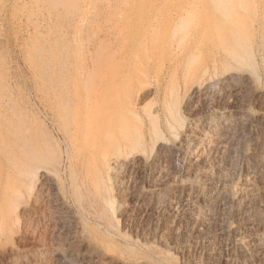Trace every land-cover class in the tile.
I'll list each match as a JSON object with an SVG mask.
<instances>
[{"label": "rangeland", "instance_id": "rangeland-1", "mask_svg": "<svg viewBox=\"0 0 264 264\" xmlns=\"http://www.w3.org/2000/svg\"><path fill=\"white\" fill-rule=\"evenodd\" d=\"M46 1L47 0H44V1L43 0H37V1L36 0H0V85H2L0 87L2 88V90L5 89V92L8 91L6 93V95H7V98L9 97L8 100L11 102V104L13 101V104H12L13 108L18 106L17 107L18 109L14 108L15 110H13L14 113L16 112V114H14L16 116L12 121L13 123L10 120H8L7 123H6V121H4L3 123H2V121H0L1 122L0 124L2 125L0 127V133H1L0 137L2 136L3 139L5 138L6 140H9V141L14 140V138H12V137L18 135V133L20 134V132L16 131V128H15V127H21L19 125H27L31 129L33 128L32 133L34 130V133L31 134V137H30V135L26 136V135H24L25 133L24 134L22 133V136H21L22 138L20 140L24 141V142L23 143L21 142L22 143L21 145H20V142L18 140H15V141L11 142L10 145L8 144L5 146L2 144L3 142L0 143L1 144L0 147L3 145L1 150H0V264H121L122 262H123L122 264H125L124 262H126V264L127 263H129V264H131V263L132 264H140V262H141V264H147V262H148V264H150V263L151 264L152 263L153 264H155V263L166 264L167 261H170V262H167L168 264H264V257H263V254L260 252L259 249L257 250V248L251 247L250 250L246 251L247 253H249L248 255H244V253H246V252L238 251L239 249L237 248L236 244L233 242H235L236 238L241 239L242 237H244L245 234H243V233L247 232L245 227H243L244 218H245L244 215H246V213L244 210H242L243 207H241V208L239 207V209L237 207L233 208V206H231V203L227 201L228 198H224L225 200L223 199V201H225V202H223L221 200V198L219 197L220 195L218 194V191L220 193V190L224 186L227 190H232L233 188L235 189L237 182L239 183V181L246 175V173H249L252 171V169L254 167L253 164H255V161H254L255 159L252 160L251 157H249V155L253 152L254 149L257 148L258 144H259L258 147L260 145L262 146V144L264 145V143H263L264 142V137H263L264 136V133H263L264 122L262 121L263 122L262 123L261 121H257L255 118H248L245 116V119H243L244 116L242 117V115H245L248 110L252 111L254 116L258 113V111H264V109H262V108H264V105H262V103H263L262 101H264V97L263 98L260 97L261 98L260 99L258 96L259 92H257V91L264 90V67H262V66H264L263 65L264 63H262V62H264L263 61L264 60V58H263L264 57V45L262 47V42H264L263 41L264 40L263 39L264 38V36H263V33H264V10H263L264 9V0H257V3H256L257 14L252 19L253 23L249 22V24H248V29L251 28L249 30L250 42L252 44V45L250 44V47L252 48V52H253V53H251V55L252 54L254 55V57L252 56V59L254 58L252 60V61H254L252 66L257 64L256 67L254 66L253 68L251 67L249 69L250 70L252 69L251 71L256 76L257 80L255 79V81H257L256 84H257L258 90L256 91V88L251 87L249 84H248L249 86L248 85H242L238 81H235V84H234V82H230L229 84L226 83V85L222 83L223 86L228 87V88H224L221 85H218V86H220V87H218L216 85V87L214 86V88H210L209 90L207 89L208 91L207 90L204 91L201 94L203 96L197 95L199 98L197 96H196V98H198V99H196V98L190 99L188 96L186 97V95H188L186 93V90L189 89L191 86H193V84L194 85L199 84V83L203 84L206 81L210 80V79H208V77L211 78L212 80H216L218 77L222 76L223 74L234 72L235 71L234 68H237V67L231 65L227 60L225 61L224 59H222L220 57V55H218L217 53L214 54V52H204L203 54L198 55L197 59L194 60V62H192V68L190 69L191 71L183 70V68H179V70H177L176 72L171 73L168 71V67H169L168 62L170 61L168 58L170 57V59H171V51L170 50L165 51L164 54L162 55V57L158 58L159 60L157 59L153 63H150L151 69L148 66V72H147L148 78L146 79V82L147 83L149 82L148 83L149 86H148L147 90L144 92L145 94H143L142 106H144L145 103L151 104V107L149 105L148 107H150V108H148V107L147 108H148V110L153 109L152 112L155 111V108H156V110L159 109L158 110L159 111L158 112L159 113V117H158L159 121L157 123V129L156 130H157V134H158L163 129V131H161V132L164 135L161 132L160 133H161V136L162 135H163V137L165 136L164 138L168 141L167 143L170 144L169 151H168V149H166L163 151V153H165V154L161 153L160 156H158V158L155 157V159H150L151 161L149 160L148 164L144 166L145 168H147V166H148L147 169H144V167L139 168L136 166H133V168L131 167L128 170L122 169L121 170L122 172L121 171L119 172L120 176H119V174L117 175V178L121 179V183H119L120 180L115 178V180L113 182H111V184L108 183L106 185L107 187L105 186V188H103V190L101 189V191H99V195H98V192L96 193L97 190L95 191V187L93 186V183L90 184V182H92V181L87 175V171L85 169V164L82 161L83 157H81L79 154L77 156L78 150L76 149V147L74 148L72 141L68 137V133L66 132V129L64 128L60 118L57 117V114L54 111L53 94L49 91V88L47 85H43L44 79H43V77H41L42 73L40 72V69L38 68V66H39L38 62H40L38 60L39 59L38 57H40L39 55L42 53L43 57H45V59L48 61V63H50V61H52L51 62V64L53 63L52 65H56L55 62H59V61H61V63L62 62L65 63V64H66V62L72 63L73 67H76L75 70H77V71L74 70V73L76 72L75 76L76 77H78V76L83 77V75H84L86 77L87 76L86 73H87L88 69H90V67L88 65L91 66V63L89 60V59H91L90 53H92L99 46H100V48H104V49L107 46L106 45L104 47L105 44H103V42H100V41H103L106 39L107 33L105 31L107 29V32H108L109 26H110V24H109L110 20L109 19H111V15H109V14H111V11H110L111 7L108 6V5H110L109 2L113 3V2H117L118 0H112V2H111V0H103V2L101 0H97L96 6L92 7L93 9L92 8L90 9V6L88 8L89 11H92L91 15H93V14L95 15V16L93 15L94 17L91 16L87 11L84 13L85 10L83 11V10H81L82 9L81 8L80 10L83 12H81V11L77 12V14H76V16L78 15L77 17L74 16L75 17L74 19L68 20V21L66 19L64 21V19H63L61 22H59V20L57 18H55L56 14H53V16H52V14H49V11L46 9V6H47ZM92 1L96 2L95 0H92ZM99 1H100V3H99ZM107 1H108V3H107ZM124 1L125 2L129 1L132 3L133 2H144V1L145 2H151V0H124ZM152 1H155V0H152ZM158 1H160V0H157L156 2H158ZM162 1L163 0H161L159 3H161ZM35 3H36V5H35ZM33 5H35V7ZM31 6H32V8H31ZM42 6H44V7H42ZM30 8H31V10H30ZM36 8H37V10H36ZM94 8H96V10ZM106 8L109 11H106ZM28 10H30V12ZM93 10H95V12H93ZM100 10H102L104 12H100ZM258 10H259V12H258ZM35 11L38 14L34 15ZM39 11H40V13H39ZM32 12L34 14H32ZM108 12H109V14H108ZM41 13H42V15H41ZM105 13L109 15V18H107L108 15H107V17L105 16L108 20L107 22H106V18L104 17V15H106ZM84 14H86V16H87L86 20H87V22L89 21L88 23L83 22V21H85V15ZM96 14H98V15H96ZM83 15H84V20L82 21ZM157 15L161 16V15H163V13L159 14V12H158ZM36 16L38 17V19L36 18ZM79 16H81V17L79 18ZM47 17L50 18L51 20L48 19ZM97 17L99 20L97 19ZM26 18H27V20H26ZM39 18H40V20H39ZM91 18H92V20H91ZM75 19L76 20L78 19V21H76ZM95 19H96V21H95ZM30 20H31V22H30ZM26 21H28V22H26ZM81 21H82V23H80ZM104 21H105V23H104ZM58 22L62 23V24L64 22V24H63L64 26H62V24L58 25L59 24ZM66 22H68L67 23L68 26L71 24L70 25L71 27L69 26L71 29L69 27H67ZM71 22H73V23H71ZM76 22H78V23L76 24ZM31 23L32 24L37 23V25L35 24L33 26ZM84 23H85V25H84ZM74 24H76L75 27H74ZM108 24H109V26H108ZM261 24H263V25H261ZM38 25H42V26L38 27ZM78 25H79V27H78ZM36 26L38 28H41V29L40 30L36 29L37 28ZM101 26H103V27H101ZM104 26H105V28H104ZM249 26H251V27L249 28ZM253 26H254V28H253ZM60 27H63L64 29L63 30H62V28L58 29ZM261 27L263 30L261 29ZM33 28L36 29V30H34V31H36L35 33L33 31ZM45 29H47V30H45ZM87 30H89V31H87ZM102 30H104V32H102ZM50 31H52V33ZM55 31H56V33H55ZM64 31H66V33L68 32L69 34H66ZM50 33L52 34L53 37L51 36ZM54 33H55V35H54ZM46 34H47V36H42V35H46ZM78 34H82V35H78ZM35 35L37 37H35ZM62 35H64V36L62 37ZM68 35H70V36H68ZM77 36L81 37V38L79 39ZM39 37H41V38L38 39ZM56 38H57V40H56ZM61 39H63V40H61ZM100 39H102V40H100ZM53 41H54V43H53ZM36 42H39V43H36ZM253 43L255 45H253ZM34 44H36V45H34ZM38 44H40V45H38ZM52 45H53V47H52ZM40 46H42V47H40ZM63 46L65 47L64 48L65 51L61 50L63 48ZM79 46H81V48ZM82 46H84V47H82ZM36 47H37V49H36ZM58 47L60 49H57ZM251 48H250V50H251ZM258 48H260V49H258ZM81 49H82V51H81ZM262 49H263V51H262ZM77 50L80 51L79 54L77 53ZM51 51H52V54H51ZM67 51H68V53L66 54ZM37 52H38V54H37ZM57 52H58V54H57ZM62 52H64V54ZM254 52L256 53V55ZM76 53H77V55H76ZM45 54H46V56H45ZM61 54H63L62 55L63 57L59 56ZM82 54H83V56H81ZM73 55H74V57H73ZM214 55L216 58L214 57ZM60 57L63 60L60 59ZM255 57H256V59H255ZM51 58L53 60H50ZM65 58H66V60H65ZM75 61H77V62H75ZM161 62H162V64H161ZM63 63H62V66H63ZM197 63H199V64H197ZM78 64H79V66H77ZM211 64H212V66H211ZM207 67H209V68H207ZM77 68H80V70H78ZM218 68H219V70H218ZM254 68L255 69L257 68L256 69L257 71L256 70L253 71ZM82 69L86 70V71L82 72L81 71ZM185 71H187V73ZM215 71H216V73H215ZM160 72H161V74H160ZM183 72H184V74H183ZM205 72L208 75H205ZM257 73H259V74H257ZM186 74H187L186 79H188V80L185 79ZM257 75L260 78H258ZM203 76H205V77H203ZM215 76H216V78H215ZM78 78H80V77H78ZM258 79L259 80L261 79L260 83H259ZM40 82H41V84H40ZM188 82H189V84H188ZM236 82H237V84H236ZM258 83L260 84V86L258 85ZM185 84H187V86H186V88L188 87L187 89L184 88ZM3 85L5 87H3ZM232 85H233V87H232ZM173 86L176 88L177 91H175V89H173L174 88ZM246 86H247L246 90L243 89V87L245 88ZM6 87H7V89H6ZM217 87L219 88V93H217L218 92ZM234 87H236V88H234ZM248 87L251 89H249ZM215 88H216V90H215ZM154 89L155 90L157 89L156 92L154 91ZM168 89L171 90L170 93H172L173 95L169 93ZM172 89L174 90V93H173ZM178 89H179V92H178ZM223 90H224V92H223ZM248 90H250V91L248 92ZM210 91H211V93H209ZM238 92L242 93V95H240V93H239V95H237V97H235L236 99L233 98L236 94H238ZM251 92H252V94H251ZM148 93H150V94H148ZM175 93H177L179 96L181 95L180 98L175 97L176 102L179 101L178 104L173 100ZM146 94L148 97L145 96ZM152 94L154 97L152 96ZM177 94L175 96H178ZM209 94L210 95L212 94V95L210 96ZM223 94H224V96H223ZM166 95H167V98H166ZM171 95H172V98L170 99ZM221 95H222V97H221ZM10 96H12L11 99H10ZM149 96H151V97H149ZM218 96L221 98H219ZM231 96H233V97H231ZM255 97L257 100L255 99ZM147 98H149L151 101L149 100L147 102V100H148ZM167 99H168V101H167ZM199 99L201 102L199 101ZM204 100H206V101H204ZM248 100L251 102H249ZM184 101L186 104L184 103ZM224 101H225V103H224ZM166 102H168V103H166ZM173 102H175L177 105H179L178 107L176 105L175 110L178 108L177 110L179 112L177 110L176 111L179 113V117H181V120L184 122L186 121L185 123L183 122V124H185V126H193L194 124L200 125V126L198 125L199 131L197 132L198 134L196 133L197 135L194 134L195 135L194 136L191 132L189 133L190 140H191V136H192V140H191L192 142H189L188 147H180L179 148L178 145H175L177 143V139L172 137L170 135L169 131H167V129H166V122L167 121L165 119H166V114L168 112L166 107L168 108V107L172 106V108H173L174 106L171 105V104H173ZM243 102H244V104H243ZM252 102L253 103L255 102V106H253ZM195 103H196V105H195ZM189 104H190V106H189ZM228 104H229V106H228ZM242 104H243V107H242ZM152 105L154 107L155 106L156 107L154 108ZM224 105H225V107H223ZM240 105L242 108H244L246 106L245 109H242V111H240L241 110ZM258 105L260 106L259 108H258ZM207 106H208V108H207ZM213 106H215V107H213ZM19 107H21V108H19ZM228 107H229V110H227ZM186 108H187V110L189 108V110L188 111L186 110V112H185ZM16 109H17V111H16ZM18 110H19V113H17ZM182 112L185 114V116L182 114ZM194 113L196 115H194ZM238 113L240 114V116L238 115ZM20 114L23 116L22 119L20 118L21 117ZM192 114H193V116H191ZM209 114H211V115H209ZM216 114H217V116H216ZM211 116L216 117V119L214 117H211ZM219 117H220V119H219ZM16 118H19V119H16ZM223 118H225V119H223ZM20 119H21L22 123H23V121H27V120L28 121L26 123L24 122L23 124L22 123L20 124V122H21V121L19 122ZM199 120L200 121L202 120L201 121L202 125L200 124ZM222 120H225V122ZM29 121H31V123ZM254 121L258 124H256ZM205 122H207L208 125H205L206 124ZM250 122H252V125L254 123V125L253 126L250 125ZM4 123H5V125H4ZM220 123H222V124H220ZM7 124H8V126H7ZM15 124H17V125H15ZM216 124L217 125L219 124L221 126L217 127ZM229 125H230V127H229ZM258 126H260L261 128H259ZM7 127H8V129H10L9 127H11V128L14 127V128H12V130L10 132V130H8V129L6 130ZM158 127L161 130H159ZM251 127H253V128H251ZM4 128H5V130H4ZM204 129H206V130H204ZM4 131H6V132H4ZM145 132H146L145 137L147 138L148 132H149V127L146 128ZM10 133H12V134L10 135ZM13 133H15V135ZM160 133H159V136H160ZM35 134L37 135L38 138L35 137ZM199 134L202 137L199 138ZM32 135H33V137H32ZM206 135H208V136H206ZM223 136H225L226 139L223 138ZM24 137H26V138H24ZM28 137H30V138H28ZM251 137L253 140L251 139ZM261 137H263V138H261ZM27 138H28V140L30 139L31 141L32 140H35V141L29 142V141H27ZM32 138H34V139H32ZM196 138H198V140L200 139L199 142ZM219 138H221V139L218 141ZM259 138H261L263 140L261 141V139H259ZM22 139H24V140H22ZM224 139H225V141H224ZM249 140H252V142H250ZM26 141H27V144L25 146L27 148L23 145L26 143ZM204 141H207L208 144H210V146L206 145L207 142H204ZM222 141L225 142L223 148H221V150L223 149V151L218 149V147L222 143H224ZM227 141L229 143H227ZM200 142L204 148L203 151H202L203 148L201 147ZM220 142H221V144H220ZM254 142H256V143H254ZM13 143H15V144H13ZM28 143H30L31 145L33 144L32 145L33 150L30 147L31 145ZM213 143L215 144L214 147L212 146V145H214ZM217 143H219V144H217ZM260 143H262V144H260ZM17 144L20 146H17ZM38 144L40 145V148L35 149V147L36 148L39 147ZM227 144H228V146H226ZM14 145L16 146V148ZM37 145H38V147H37ZM194 145L196 148H194ZM251 145H253V146H251ZM172 146H173V148H172ZM216 146H217V148H216ZM254 146H256V147H254ZM20 147L23 150L25 149L24 150L25 152ZM72 147L75 150H73ZM174 147L176 150L174 149ZM253 147H254V149H253ZM47 148H48V152H47ZM210 148L212 149V151H210L208 153L207 151L211 150ZM227 148H228V150L226 151L227 152L226 153L225 150ZM19 149H21V150H19ZM29 149H31V150H29ZM172 149H173V152H172ZM194 149L197 152H195ZM250 149H251V151H250ZM148 150H151V149H148ZM183 150L184 151L186 150V151L184 152ZM190 150H193L195 153L193 151L190 152ZM27 151H28V154H27ZM74 151H75V154H73ZM151 151H149L148 154H150V155L153 154L152 153L153 151L152 152ZM213 151H215V152H213ZM17 152H19V154ZM204 152L208 154V157H205L207 155ZM222 152H223V155H221ZM182 153H184L183 154L184 156L182 155ZM197 153H199V155ZM39 154H40V157H39ZM180 154L182 156H180ZM200 154L205 158V159H203V158L202 159L206 160V161H204V163H203V161H200L201 165L200 164H198V165L201 166V168L198 165L197 166L195 165L196 167H194V169L196 172L194 174L197 173L196 174L197 176H194V178H189V175H187L190 173V172H188L189 168H190L189 162L186 161L187 159H185V161H182V160H184L182 158H185V155H186V158H188L190 155H192L193 157H197V156H200ZM224 154H225V157H224ZM244 154H246L247 156H245ZM22 155H23V157H22ZM70 156H71V159H70ZM5 157L7 159H5ZM68 157H69V159H68ZM74 157H75V159H74ZM23 158H24V160H23ZM36 158L39 159L40 161L39 160L37 161ZM43 158H45V159H43ZM50 158L56 162H57V160L60 161V164L58 162V165L59 166L61 165L59 168H56L54 170L55 167H54V165L52 166V170L56 171V173L53 172L50 168L51 166L49 165V163L50 164L54 163V162H51L52 160ZM244 158L246 159V161ZM9 159H10V161H9ZM13 159H14V162H13ZM41 159L43 161L47 159L46 160L47 165ZM77 161H78V163H77ZM12 162H13V165H12ZM24 163H26V165ZM69 163H70V165H69ZM16 164L18 165L17 167H16ZM149 164H151V166ZM247 164H248V166H247ZM250 165H251V168H250ZM26 166H28L29 168ZM41 166L44 167L45 169L47 167H48V169L50 168L49 170H51L54 175L50 174L51 172L50 173H44L45 174L44 175L42 170H41L42 171V173H41V171L39 169ZM245 166L248 168H246ZM13 167L16 169L14 170ZM24 167H25V169H24ZM18 168H21L22 170H20L18 172V170H19ZM141 168H143V170H141ZM196 168L197 169L199 168L200 171H199V169L196 170ZM244 168L246 170L248 169L247 172ZM23 169L26 172L27 171L28 172L23 173V171H24ZM32 169H33V171H32ZM41 169H43V168H41ZM57 169L59 170V174H58ZM126 171H128V172H126ZM179 171H180V174H179ZM33 172H34V174H33ZM69 172H72V174ZM77 172H79V173H77ZM80 172H82L83 175ZM129 172H130V174H129ZM237 172H239V173L237 174ZM242 172H245V173H243V175H242ZM19 173H20V175H19ZM73 173L76 175H74ZM85 173H86V175H84ZM28 174H30V175H28ZM36 174H38V175H36ZM56 174H58V178H56L57 177V176H55ZM228 174L231 176V178ZM232 174H233V177H232ZM33 175H35V177ZM69 175L71 176V178H69L70 177ZM234 175H236V177ZM31 176L34 180L32 178L30 179ZM50 176H51V178H53V179L56 178V179L53 180L50 178ZM86 176H87V178H86ZM192 177H193V175H192ZM215 177H216V179H215ZM240 177H241V179H240ZM202 178H204V179H202ZM219 178L222 181H219ZM224 178L226 179V181ZM72 179H73V181L75 179V181L73 182ZM172 179H173V182H172ZM80 180H83V181H81L82 184L84 183L83 185H81ZM116 180H118V182ZM48 181H50L51 183ZM76 181H78L79 183H77ZM174 181H177V182L175 183ZM194 181H195V183H194ZM213 182H216L217 184L213 183ZM263 182H264V178H263ZM225 183H226V185H225ZM85 184H88V185H85ZM179 184H182L183 186L179 185ZM229 184H230V186H229ZM78 185L80 186V188ZM116 185H117V187H116ZM191 185H192V188L193 187L195 188V186L197 187V188H195L197 190H195L193 188L196 191V193L194 190L192 191V189H190L191 187H187V186H191ZM202 185H204V186H202ZM81 186H84V188L82 187V189H81ZM88 186H90V188ZM175 186L177 188L176 191H174ZM180 186L182 187V189ZM211 186H213L212 188H214V189H212ZM110 187L112 189H110ZM198 187L201 188L202 190L199 189ZM217 187H218V189H217ZM77 189H78L79 194L76 191ZM79 189L82 190V193H81V190H79ZM83 189L87 190V191H84ZM115 189H117L118 191H114ZM158 189H159V191H158ZM88 190L90 191V193L88 192ZM107 190H109L108 191L109 193L107 192ZM110 190L114 191V192L112 191V193L114 195L111 194ZM185 190H186L187 195H189V196L194 195V196L193 197L186 196L187 197V199H186L185 196L183 197V195H185V193H184ZM52 191H54V194ZM104 191L108 193V194L106 193V195L110 200L111 199L115 200V201L112 200V202L114 204L116 203L115 204L116 206L114 205L115 208L116 209H117V207L119 208V209H117L118 211L116 210V215L114 217H112V219L114 218V220L112 221L113 224L112 223H109V224L104 223V218H105L104 214H106V212H107V210L103 206V197L106 196L103 194ZM206 191H207V193H206ZM213 191H214V193H213ZM215 192H217V193H215ZM192 193H194V194H192ZM89 194H91V195H89ZM115 194H116V196H115ZM62 195H64V196H62ZM81 195L83 198H85V199H83V200H85L84 205L85 204L87 205L88 202H90L91 205H88L87 207L85 205L86 208L83 207V200L81 199L82 198ZM83 195H86V196L88 195V196L84 197ZM92 195L96 196L97 198H94ZM112 195H113V197H112ZM207 195H209L208 197H210V198H208ZM202 196L207 197V198H204V197L201 198ZM216 196H218L220 200ZM189 198H190V201L192 199V201L190 202V204L191 203L192 204L187 207L186 205H188V203H186L187 202L186 200H188ZM89 199H91V200H89ZM96 199L98 200L97 205L95 203L97 201ZM195 199H196V201H194ZM92 200H93V202H91ZM256 200L257 199H255L254 201L256 202ZM79 201H81V202L79 203ZM182 202H184V203H182ZM202 202H203V204H202ZM90 203H88V204H90ZM92 203H95V204L92 205ZM100 203L102 204L103 207L99 206ZM178 203H180L182 205H180ZM219 203H222V204H219ZM196 204H198V205H196ZM94 205L98 206L97 207L98 210L105 211V212H102L103 214L102 213L100 214ZM117 205H120V206H117ZM194 205L197 207H195ZM90 206L91 207L93 206L94 209H93V207L91 208ZM183 206H185L187 208H185V207L183 208ZM99 207L102 208V210ZM173 207L176 209L174 210ZM189 207H190V209H189ZM231 207L234 210L231 209ZM177 208H178V210H177ZM195 208H198L199 210H197V209L195 210ZM183 209H185L186 211L184 210V212H183ZM187 209H188V211H190V213L187 212ZM200 209H202V210H200ZM230 209L233 211H231ZM235 209H237V210H235ZM87 210H89L90 213ZM192 210L195 211V214L193 213L194 211H192ZM67 211H68V213H67ZM191 211H192V216L189 215V214H191ZM219 211H221L220 213L222 215H220ZM62 212L64 215H61ZM70 212H72V213H70ZM95 212L99 213V214H96ZM201 212H202V214H201ZM233 212H234V215L231 214ZM87 213H89V214H87ZM92 213L95 214L93 217H92V215H93ZM185 213H188V214H185ZM67 214H69V215H67ZM193 214H194V216L196 215L199 218L196 217V220H195V217H193ZM70 215H71V217L74 218V219L72 218L73 221L70 220L71 219ZM88 215H90V216H88ZM242 215H243V221H241ZM65 216L66 217L68 216V217L66 218ZM98 216H100V217L98 218ZM190 216H191V218H190ZM220 216H222V217H220ZM227 216H229V217H227ZM115 217L117 219H115ZM181 217H182V221H181ZM183 217H184V219H183ZM200 217H202V218H200ZM218 217L221 220H219ZM76 218H77V220H76ZM187 218H188V220H187ZM238 219H239V221H238ZM98 220H100V221H98ZM194 220L198 223V225ZM225 220H227V221H225ZM116 221H118V222H116ZM114 223L117 224V226ZM200 224H202V225H200ZM114 225H115V228H114ZM237 225H238V227H237ZM109 226H111V227H109ZM233 227H236V229L238 228V231H236L235 228H233ZM228 229L229 230L231 229V230L228 231ZM106 231H107V233H106ZM222 231L226 232V233L223 232L225 234V236L222 235ZM231 231H232V233H231ZM235 232L237 233V235L233 234ZM228 236H229V238H228ZM230 236H232V237H230ZM239 236H240V238H239ZM232 238H233V240H231ZM127 241H128V243H127ZM232 243L234 244V246L232 245ZM100 244H101V246H100ZM112 244H113V247H112ZM109 246H111V247H109ZM125 246L127 247V250H132V249L133 250L131 252L127 251ZM107 247H108V249H107ZM234 247L237 249H233ZM136 248H137V250H136ZM117 249H119V250H117ZM154 249H158L160 254L158 253V250H154ZM255 249L257 251H259L258 252L259 254L258 253L255 254V251H256ZM153 250H154V252H153ZM133 251H135V252L133 253ZM137 251H139V252H137ZM127 252H130V253H128V255H129L128 257H127ZM239 252H241V253H239ZM115 253H117V254H115ZM155 253H156V255H155ZM166 253H167V255H166ZM111 254H114V255H111ZM120 254L123 256H121ZM133 254H137V255L135 256ZM145 254H146V256H145ZM161 254L164 255L165 259L163 258V255H162V257L159 256ZM170 254L172 257L170 256ZM250 254H251V256H250ZM116 255H119V256H116ZM242 255H243V257H242ZM72 258H73V260H72ZM166 259H167V261H166ZM71 261H73V262H71Z\"/></svg>", "mask_w": 264, "mask_h": 264}, {"label": "bare ground", "instance_id": "bare-ground-1", "mask_svg": "<svg viewBox=\"0 0 264 264\" xmlns=\"http://www.w3.org/2000/svg\"><path fill=\"white\" fill-rule=\"evenodd\" d=\"M37 1V0H36ZM44 1V0H43ZM96 2L92 1V0H47L45 3L47 4L46 9L49 11V14H56V17L59 22H61L63 19L65 21V19L68 20H72L74 19L77 14V12L81 11V10H85L84 13L87 11L90 15L92 14V11H89V6L90 9L93 6H96L97 4V0H95ZM103 2V0H101ZM152 1L151 2H125L124 0H118L117 2H113L110 3V5H108L109 7H111L110 11L111 14V19L110 20V26H109V30L107 32L106 29V33H107V37L105 40L100 41L102 39H100V42H103L104 48H100L99 47H95L96 49L90 53L91 54V59L90 63L91 66L88 65L90 67V69H88L87 71V76L85 77L83 75L82 76H75L74 70L76 69V67H73L72 63L66 62L62 63L61 61L59 62H55L56 65H52L50 60H53L52 58L55 56H53L49 61L50 63H48V61L45 59V57H43V54L39 55L40 57H38L39 61V66L38 68L40 69V72L42 73L43 77V85H47L49 88V91L53 94V107H54V111L57 114V117L60 118L62 125L64 126V128L66 129V132L68 133V137L70 138V140L72 141L74 148L76 147V149L78 150L77 156L78 154L83 157V163L85 164V169L87 171V175L88 177L91 179L93 183V186L95 187V191L96 193L98 192L99 195V191H101V189L103 190V188H105V186L111 182H113L116 179L120 180L119 183H121V179L117 178V175L119 174V172L122 169H130L131 167L133 168V166L136 167H144L145 165L148 164V161L150 159H155V157L158 158V156H160L161 153H163L164 150L168 149L169 151V146L170 144H168L167 140L163 137V133L161 131H163V129L161 130L159 127L158 129L161 130L160 132L163 134L161 136H159V133L157 134V123H158V117H159V109L156 110V106L153 107L155 108V111L152 112V110H148V108L151 107V104H146L144 106H142V99H143V94H145L144 92L147 90L148 88V83L146 82V79L148 78V66L150 67L151 64L154 61H156L158 58L162 57V55L164 54L165 51L170 50L171 51V59L170 57L168 58L170 61L169 63V67H168V71L171 73L176 72L177 70H179V68H183V70H189L192 68V62H194V60L197 59L198 55L203 54L204 52H214L217 53L218 55H220V57L222 59H224L225 61L227 60L231 65L236 66L237 68H234V72H230L227 74H223L222 76L218 77L216 80H212L211 78L208 77V79H210L209 81H206L203 84H193V86H191L189 89L186 88L187 84H185L186 93L188 95H186V97L188 96L190 99L191 98H196L197 95L199 96H203L201 95L204 91H206L207 89L209 90L210 88H214V86L216 87V85H222L226 83H230V82H234L238 81L240 84L242 85H250L251 87L256 88V91L258 90L257 84L255 81L256 76L253 74V72L249 69V68H253L254 66L256 67V65L252 66L253 62L252 61V56L254 57V55L251 53L252 52V48L250 47V32L248 29V24L249 22H252V19L256 16L257 11H256V3L257 0H163L161 3H159L160 1L156 2ZM2 2V1H1ZM112 2V0H111ZM43 3V2H42ZM44 3V4H45ZM100 3V1H99ZM108 3V1H107ZM32 4V3H31ZM41 4V3H40ZM102 4V3H101ZM36 5V3H35ZM35 5H33L35 7ZM107 6V5H106ZM37 7V6H36ZM44 7V6H42ZM259 7V6H258ZM32 8V6H31ZM30 8V10H31ZM79 8V9H78ZM82 8V9H81ZM97 8V7H96ZM96 8H94L96 10ZM104 8V7H103ZM263 8V7H262ZM261 8V9H262ZM39 9V8H38ZM81 9V10H80ZM93 9V8H92ZM101 9V8H100ZM30 10H28L30 12ZM33 10V9H32ZM37 10V8H36ZM42 10V9H41ZM95 10H93V12H95ZM98 10V9H97ZM264 10V9H263ZM81 11V12H83ZM106 11L107 10L106 8ZM80 12V13H81ZM98 12V11H97ZM100 12H104L102 10H100ZM99 12V13H100ZM159 12L163 13V15L159 16L157 15ZM259 12V10H258ZM40 13V11H39ZM32 14H34L32 12ZM38 13L35 14L36 15ZM47 14V13H46ZM45 14V15H46ZM79 14V13H78ZM82 14V13H81ZM88 14V15H89ZM103 14V13H102ZM106 14V13H105ZM104 15V17L107 15ZM42 15V13H41ZM44 15V14H43ZM84 15H85V21L84 20ZM83 15L82 21L83 22H87L86 20V14ZM94 15V14H93ZM91 15V16H93ZM98 15V14H96ZM109 15L107 18H109ZM39 16V15H38ZM78 16V15H77ZM76 16V17H77ZM95 16V15H94ZM93 16V17H94ZM259 16V15H258ZM32 17V16H31ZM34 17V16H33ZM40 17V16H39ZM44 17V16H43ZM42 17V18H43ZM81 16H79L80 18ZM92 17V18H93ZM102 17V16H101ZM105 17V18H106ZM35 18V17H34ZM36 18L38 19V17L36 16ZM48 18V17H47ZM52 18V17H51ZM78 18V19H79ZM91 18V20H92ZM106 18V22L108 21ZM50 19V18H48ZM53 19V18H52ZM78 19L76 21H78ZM98 19V17H97ZM256 19V18H255ZM27 20V18H26ZM40 20V18H39ZM51 20V19H50ZM49 20V21H50ZM99 20V19H98ZM102 20V19H101ZM263 20V19H262ZM43 21V20H42ZM54 21V20H53ZM56 21V20H55ZM82 21L80 23H82ZM96 21V19H95ZM28 22V21H26ZM31 22V20H30ZM33 22V21H32ZM47 22V21H46ZM52 22V21H51ZM58 22V23H59ZM70 22V21H69ZM89 22V21H88ZM87 22V23H88ZM93 22V21H92ZM91 22V23H92ZM262 22V21H261ZM38 23V22H37ZM37 23H35L37 25ZM40 23V22H39ZM68 22H66L67 24ZM73 23V22H71ZM78 22H76L77 24ZM86 23V24H87ZM90 23V24H91ZM94 23V22H93ZM105 23V21H104ZM32 24V23H31ZM34 23L32 24L33 26L35 25ZM57 24V23H56ZM62 23H59L58 25H61ZM64 24V22H63ZM62 24V26H64ZM76 24H74V27L76 26ZM89 24V25H90ZM97 24V23H96ZM95 24V25H96ZM57 25V26H58ZM71 25V24H70ZM69 25V26H70ZM82 25V24H81ZM85 25V23H84ZM88 25V24H87ZM86 25V26H87ZM94 25V24H93ZM98 25V24H97ZM102 25V24H101ZM104 25V24H103ZM257 25V24H256ZM263 25V24H261ZM42 25H38V27H41ZM46 26V25H45ZM67 24V27H69ZM107 26V27H108ZM259 26V25H258ZM31 27V26H30ZM37 27V26H36ZM36 28L38 30H40L41 28ZM47 27V26H46ZM71 27V26H70ZM69 27V28H70ZM79 27V25H78ZM103 27V26H101ZM64 29L63 27H60L58 29ZM68 28V29H69ZM73 28V27H72ZM87 28V27H86ZM105 28V26H104ZM254 28V26H253ZM35 28H33V31L36 30ZM71 29V28H70ZM98 29V28H97ZM103 29V28H102ZM262 29V27H261ZM47 30V29H45ZM55 30V29H54ZM86 30V29H85ZM94 30V29H93ZM253 30V29H252ZM263 30V29H262ZM57 31V30H56ZM55 31V33H56ZM72 31V30H71ZM89 31V30H87ZM36 31H34L35 33ZM52 33V31H50ZM63 32V31H62ZM66 33V31H64ZM70 32V31H69ZM85 32V31H84ZM96 32V31H95ZM102 32H104V30H102ZM262 32V31H261ZM39 33V32H38ZM50 33V34H51ZM54 33V35H55ZM61 33V32H60ZM88 33V32H87ZM97 33V32H96ZM66 34H69L68 32ZM65 34V35H66ZM104 34V33H103ZM34 35V34H33ZM78 35H82V34H78ZM89 35V34H88ZM91 35V34H90ZM98 35V34H97ZM105 35V34H104ZM42 36H47L46 35H42ZM52 36V34H51ZM64 35H62L63 37ZM70 36V35H68ZM67 36V37H68ZM74 36V35H73ZM255 36V35H254ZM264 36V33H263ZM35 37H37L35 35ZM53 37V36H52ZM55 37V36H54ZM66 37V38H67ZM75 37V36H74ZM73 37V38H74ZM78 37V36H77ZM41 37H39L38 39H40ZM58 38V37H57ZM56 38V40H57ZM65 38V37H64ZM79 39L81 37H78ZM253 38V37H252ZM251 38V39H252ZM263 38V37H262ZM60 39V38H59ZM72 39V38H71ZM104 39V38H103ZM254 39V38H253ZM264 39V38H263ZM63 40V39H61ZM68 40V39H67ZM255 40V39H254ZM253 40V41H254ZM81 41V40H80ZM98 41V42H99ZM256 41V40H255ZM264 41V40H263ZM40 42V41H39ZM36 42V43H39ZM78 42V41H77ZM76 42V43H77ZM95 42V41H94ZM48 43V42H47ZM54 43V41H53ZM72 43V42H71ZM256 43V42H255ZM261 43V42H260ZM43 44V43H42ZM27 45V44H26ZM36 45V44H34ZM40 45V44H38ZM55 45V44H54ZM64 45V44H63ZM81 45V44H80ZM96 45V44H95ZM252 45V44H251ZM253 45H255L253 43ZM264 45V42H262V47ZM43 46V45H42ZM40 46V47H42ZM49 46V45H48ZM57 46V45H56ZM60 46V45H59ZM65 46V45H64ZM61 49L63 51L64 47ZM38 47V46H37ZM36 47V49H37ZM53 47V45H52ZM81 48V46H79ZM84 47V46H82ZM254 47V46H253ZM32 48V47H31ZM35 48V47H34ZM44 48V47H43ZM251 48V50H250ZM57 49H60L59 47ZM56 49V50H57ZM72 49V48H71ZM94 49V48H93ZM260 49V48H258ZM36 51V50H35ZM58 51V50H57ZM77 50V53L79 54L80 51ZM82 51V49H81ZM260 51V50H259ZM263 51V49H262ZM44 52V51H43ZM61 52V51H60ZM59 52V53H60ZM84 52V51H83ZM91 52V51H90ZM64 54V52H62ZM68 53V51L66 52V54ZM74 53V52H73ZM76 53V55H77ZM255 53V52H254ZM38 54V52H37ZM47 54V53H46ZM45 54V56H46ZM49 54V53H48ZM52 54V51H51ZM58 54V52H57ZM63 54L59 55L62 56ZM50 55V54H49ZM256 55V53H255ZM71 56V55H70ZM83 56V54L81 55ZM90 56V55H89ZM35 57V56H34ZM57 57V56H56ZM63 57V56H62ZM74 57V55H73ZM80 57V56H79ZM215 57V55H214ZM67 58V57H66ZM65 58V60H66ZM216 58V57H215ZM214 58V59H215ZM264 58V57H263ZM48 59V58H47ZM56 59V58H55ZM60 59H62L60 57ZM74 59V58H73ZM256 59V57H255ZM258 59V58H257ZM57 60V59H56ZM63 60V59H62ZM64 60V61H65ZM75 60V59H74ZM82 60V59H81ZM159 60V59H158ZM161 60V59H160ZM68 61V60H67ZM78 61V60H77ZM75 61V62H77ZM210 61V60H209ZM224 61V62H225ZM264 61V60H263ZM215 62V61H214ZM36 63V62H35ZM74 63V62H73ZM87 63V62H86ZM256 63V62H255ZM254 63V64H255ZM258 63V62H257ZM264 63V62H262ZM65 64V65H64ZM80 64V63H79ZM79 64L77 66H79ZM150 64V65H149ZM162 64V62H161ZM199 64V63H197ZM164 65V64H163ZM168 65V64H167ZM264 65V64H263ZM85 66V65H84ZM212 66V64H211ZM210 66V67H211ZM219 66V65H218ZM86 67V66H85ZM264 67V66H262ZM157 68V67H156ZM209 68V67H207ZM245 68V69H244ZM247 68V69H246ZM38 69V70H39ZM78 70H80V68H77ZM85 69V68H84ZM151 69V67H150ZM160 69V68H159ZM201 69V68H200ZM212 69V68H211ZM257 69V68H256ZM255 68L253 69L256 70ZM182 70V69H181ZM180 70V71H181ZM219 70V68H218ZM224 70V69H223ZM33 71V70H32ZM77 71V70H75ZM86 71V70H81ZM165 71V70H164ZM257 71V70H256ZM259 71V70H258ZM80 72V71H79ZM78 72V73H79ZM81 72V73H82ZM167 72V71H166ZM187 73V71H185ZM208 72V71H207ZM211 72V71H210ZM40 73V74H41ZM150 73V72H149ZM152 73V72H151ZM216 73V71H215ZM260 73V72H259ZM257 73V74H259ZM161 74V72H160ZM164 74V73H163ZM184 74V72H183ZM190 74V73H189ZM196 74V73H195ZM256 74V73H255ZM36 75V74H35ZM150 75V74H149ZM155 75V74H154ZM204 75V74H203ZM205 75H208L205 72ZM216 75V74H215ZM159 76V75H158ZM185 79L187 78V74L185 75ZM219 76V75H218ZM258 76V75H257ZM150 77V76H149ZM153 77V76H152ZM205 77V76H203ZM189 78V77H188ZM216 78V76H215ZM258 78H260L258 76ZM150 79V78H149ZM148 79V80H149ZM167 79V78H166ZM199 79V78H198ZM152 80V79H151ZM188 80V79H186ZM257 80V79H256ZM259 80V79H258ZM261 80V79H260ZM259 80V83H260ZM157 81V80H156ZM263 81V80H262ZM2 82V81H1ZM163 82V81H162ZM197 82V81H196ZM38 83V82H37ZM258 83V85L260 86V84ZM2 84V83H1ZM41 84V82H40ZM157 84V83H156ZM167 84V83H166ZM189 84V82H188ZM237 84V82H236ZM153 85V84H152ZM178 85V84H177ZM248 85V86H249ZM2 86V85H0ZM157 86V85H156ZM163 86V85H162ZM165 86V85H164ZM175 86V85H174ZM173 86V87H174ZM179 86V85H178ZM3 87H5L3 85ZM153 87V86H152ZM176 87V86H175ZM173 88L176 90V88ZM220 87V86H218ZM217 87V88H218ZM224 88H228L223 86ZM233 87V85H232ZM168 88V87H167ZM183 88V89H184ZM223 88V89H224ZM236 88V87H234ZM247 86L243 89L246 90ZM249 88V87H248ZM7 89V87H6ZM153 89V88H152ZM172 89L173 93L174 90ZM251 89V88H249ZM253 89V88H252ZM149 90V89H148ZM157 90V89H156ZM156 90L154 89V91L156 92ZM169 90V89H168ZM207 90V91H208ZM216 90V88H215ZM219 93V88L217 89ZM222 90V89H221ZM162 91V90H161ZM171 90H169L170 93ZM183 91V90H182ZM212 91V90H211ZM211 91L209 93H211ZM250 90H248L249 92ZM252 91V90H251ZM8 91L5 92V89L2 90V88L0 87V121H2V123L4 121L10 120L11 122L13 121V119L15 118L16 112L14 113L13 110H15L14 107L12 106L11 102L8 100L9 97L7 98V93ZM149 92V91H148ZM152 92V91H151ZM179 92V89H178ZM224 92V90H223ZM245 92V91H244ZM259 92V98H263L264 97V90L261 91H257ZM49 93V92H48ZM183 93V92H182ZM181 93V94H182ZM207 93V92H206ZM214 93V92H213ZM240 92H238V94H236L233 98L237 97V95H239ZM254 93V92H253ZM150 94V93H148ZM156 94V93H155ZM172 94V93H170ZM177 93H175L176 95ZM180 94V93H179ZM208 94V93H207ZM216 94V93H215ZM252 94V92H251ZM255 94V93H254ZM164 95V94H163ZM173 95V94H172ZM172 95L170 97V99L172 98ZM174 95V101L175 97H179L180 96H175ZM210 95V94H209ZM212 95V94H211ZM210 95V96H211ZM214 95V94H213ZM234 95V94H233ZM240 95H242V93H240ZM248 95V94H247ZM147 96V94L145 95ZM153 96V94H152ZM156 96V95H155ZM205 96V95H204ZM217 96V95H216ZM224 96V94H223ZM249 96V95H248ZM255 96V95H254ZM12 96H10L11 99ZM148 97V96H147ZM151 97V96H149ZM154 97V96H153ZM152 97V98H153ZM157 97V96H156ZM185 97V98H186ZM198 97V96H197ZM206 97V96H205ZM208 97V96H207ZM219 97V96H218ZM222 97V95H221ZM219 97V98H221ZM241 97V96H240ZM151 98V99H152ZM167 98V95H166ZM176 98V99H177ZM199 98V97H198ZM196 98V99H198ZM204 98V97H203ZM260 98V99H261ZM147 102L150 100L149 98H147ZM156 99V98H155ZM165 99V98H164ZM169 99V100H170ZM206 99V98H205ZM236 99V98H235ZM238 99V98H237ZM247 99V98H246ZM252 99V98H251ZM256 99V97H255ZM178 100V99H177ZM185 100V99H184ZM194 100V99H193ZM222 100V99H221ZM231 100V99H230ZM234 100V99H233ZM239 100V99H238ZM257 100V99H256ZM151 101V100H150ZM165 101V100H164ZM168 101V99H167ZM172 101V100H171ZM170 101V102H171ZM188 101V100H187ZM200 101V99H199ZM206 101V100H204ZM209 101V100H208ZM219 101V100H218ZM240 101V100H239ZM249 101V100H248ZM253 101V100H252ZM16 102V101H15ZM173 102L174 107H166V109L168 110L167 114H166V129L167 131H169L170 135L172 137H174L175 139H177V143L175 145H178L179 148L180 147H188L189 142H192V136H191V140H190V136L189 133L191 132L193 135H197L198 131H199V126L196 124H194L193 126H185V124H183L184 121L181 120V117H179V111L177 112L175 110L176 105L178 104V102ZM192 102V101H191ZM201 102V101H200ZM245 102V101H244ZM243 102V104H244ZM251 102V101H249ZM256 102V101H255ZM255 102L253 103V106H255ZM261 102V101H260ZM262 105H264V101H262ZM168 103V102H166ZM185 103V101H184ZM193 103V102H192ZM225 103V101H224ZM223 103V104H224ZM229 103V102H228ZM231 103V102H230ZM234 103V102H233ZM170 104V103H169ZM186 104V103H185ZM208 104V103H207ZM227 104V103H226ZM225 104V105H226ZM242 104V107H243ZM49 105V104H48ZM150 105V107H148ZM156 105V104H155ZM196 105V103H195ZM220 105V104H219ZM222 105V104H221ZM225 105L223 107H225ZM248 105V104H247ZM170 106V105H169ZM179 105H177L178 107ZM184 106V105H183ZM187 106V105H186ZM190 106V104H189ZM188 106V107H189ZM193 106V105H192ZM229 106V104H228ZM250 106V105H249ZM148 107V108H147ZM215 107V106H213ZM221 107V106H220ZM236 107V106H235ZM241 107V105H240ZM241 107L242 109H245ZM260 106L258 105V108ZM21 108V107H19ZM192 108V107H191ZM208 108V106H207ZM227 108V107H226ZM239 108V107H238ZM18 109V108H17ZM16 109V111H17ZM184 109V108H183ZM216 109V108H215ZM218 109V108H217ZM220 109V108H219ZM225 109V108H224ZM232 109V108H231ZM234 109V108H233ZM256 109V108H255ZM261 109V108H260ZM264 109V108H262ZM166 110V111H167ZM182 110V109H181ZM187 108L185 109L186 112ZM189 110V108H188ZM187 110V111H188ZM223 110V109H222ZM229 110V107L228 109ZM239 110V109H238ZM53 111V110H52ZM193 111V110H192ZM213 111V110H212ZM221 111V110H220ZM234 111V110H233ZM237 111V110H236ZM21 112V111H20ZM177 112V113H176ZM190 112V111H189ZM216 112V111H215ZM218 112V111H217ZM244 112V111H243ZM246 112V111H245ZM19 113V110L18 112ZM142 113V114H141ZM182 114L185 116V114L182 112ZM213 114V113H212ZM223 114V113H222ZM221 114V115H222ZM230 114V113H229ZM19 115V114H18ZM17 115V116H18ZM21 115V114H20ZM141 115V116H140ZM194 115H196L194 113ZM205 115V114H204ZM211 115V114H209ZM208 115V116H209ZM238 115L240 116V114L238 113ZM193 116V114L191 115ZM217 116V114H216ZM220 116V115H219ZM233 116V115H232ZM244 116L243 119H245V116L248 118H255L257 121H263L264 122V111H258V113L254 116L252 111H247L245 115H242V117ZM22 115H21V119H22ZM214 117V116H211ZM221 117V116H220ZM219 117V119H220ZM25 118V117H24ZM190 118V117H189ZM207 118V117H206ZM209 118V117H208ZM216 119V117H214ZM19 119V118H16ZM21 119L19 120V122L21 121ZM26 119V118H25ZM187 119V118H186ZM195 119V118H194ZM193 119V120H194ZM202 119V118H201ZM211 119V118H210ZM225 119V118H223ZM228 119V118H227ZM226 119V120H227ZM230 119V118H229ZM238 119V118H237ZM197 120V119H196ZM195 120V121H196ZM204 120V119H203ZM207 120V119H206ZM248 120V119H247ZM16 121V120H15ZM28 121V120H27ZM27 121H23V123L27 122ZM164 121V120H163ZM202 121V120H201ZM201 121L199 120L200 124L202 125ZM213 121V120H212ZM225 122V120H222ZM242 121V120H241ZM250 121V120H249ZM18 122V123H19ZM31 123V121H29ZM186 122V121H185ZM184 122V123H185ZM190 122V121H189ZM188 122V123H189ZM221 122V121H220ZM245 122V121H244ZM248 122V121H247ZM255 122V121H254ZM262 122V123H263ZM1 123V122H0ZM13 123V122H12ZM22 123V121L20 122V124ZM22 123V124H23ZM160 123V122H159ZM206 123V124H205ZM205 125H208L207 122H205ZM215 123V122H214ZM240 123V122H239ZM256 123V122H255ZM161 124V123H160ZM187 124V123H186ZM190 124V123H189ZM203 124V125H204ZM213 124V123H212ZM222 124V123H220ZM242 124V123H241ZM258 124V123H256ZM5 125V123H4ZM17 125V124H15ZM217 125V124H216ZM225 125V124H224ZM223 125V126H224ZM246 125V124H245ZM250 125H252V122H250ZM254 125V123H253ZM252 125V126H253ZM262 125V124H261ZM264 125V124H263ZM2 125L0 124V127ZM8 126V124H7ZM11 126V125H10ZM21 127H15L16 131L20 132V134L18 133V135L13 136L12 138H14V140H6L5 138L3 139L2 136L0 137V143L3 142L2 144L5 145H10L11 142L18 140L20 142V145L24 142L21 141L20 139L22 138V133L26 136L31 137L32 133V129L27 126V125H19ZM211 126V125H210ZM221 126V125H217ZM222 126V127H223ZM226 126V125H225ZM149 127V132H148V137H145V130L146 128ZM227 127V126H226ZM230 127V125H229ZM236 127V126H235ZM256 127V126H255ZM259 128H261L260 126H258ZM10 129H8V127L6 128V130H12V128L14 127H9ZM202 128V127H201ZM208 128V127H207ZM216 128V127H215ZM214 128V129H215ZM232 128V127H231ZM246 128V127H245ZM253 128V127H251ZM264 128V127H263ZM151 129V130H150ZM211 129V128H210ZM242 129V128H241ZM247 129V128H246ZM5 130V128H4ZM15 130V129H14ZM206 130V129H204ZM218 130V129H217ZM220 130V129H219ZM226 130V129H225ZM236 130V129H235ZM2 131V130H1ZM203 131V130H202ZM6 132V131H4ZM14 132V131H13ZM65 132V133H66ZM201 132V131H200ZM231 132V131H230ZM9 133V132H8ZM197 133V134H196ZM203 133V132H202ZM249 133V132H248ZM257 133V132H256ZM262 133V132H261ZM264 133V131H263ZM262 133V134H263ZM1 134V133H0ZM12 133H10L11 135ZM15 135V133H13ZM201 134V133H200ZM199 134V138L202 137ZM204 134V133H203ZM208 134V133H207ZM7 135V134H6ZM65 135V134H64ZM67 135V134H66ZM194 135V136H195ZM205 135V134H204ZM222 135V134H221ZM220 135V136H221ZM231 135V134H230ZM261 135V134H260ZM208 136V135H206ZM219 136V137H220ZM245 136V135H244ZM28 137V138H30ZM33 137V135H32ZM35 137H37V135L35 134ZM65 137V136H64ZM264 137V136H263ZM261 137V138H263ZM8 138V137H7ZM26 138V137H24ZM29 142H33L35 140H28ZM38 138V137H37ZM36 138V139H37ZM223 138H225V136H223ZM258 138V137H257ZM259 138V139H261ZM34 139V138H32ZM194 139V138H193ZM198 140V138H196ZM206 139V138H205ZM209 139V138H208ZM221 138L218 139V141ZM226 139V138H225ZM224 139V141H225ZM252 139V137H251ZM24 140V139H22ZM69 140V141H70ZM196 140V141H197ZM200 140V139H199ZM198 140V142H199ZM203 140V139H202ZM201 140V141H202ZM253 140V139H252ZM252 140H249L250 142H252ZM263 139H261L262 141ZM27 141L25 144H23L24 146L27 144ZM41 141V140H40ZM217 141V142H218ZM222 141V142H224ZM255 141V140H254ZM257 141V140H256ZM22 142V143H21ZM194 142V141H193ZM207 142V141H204ZM203 142V143H204ZM246 142V141H245ZM248 142V141H247ZM258 142V141H257ZM260 142V141H259ZM17 143V142H16ZM37 143V142H36ZM43 143V142H42ZM195 143V142H194ZM197 143V142H196ZM227 143H229L227 141ZM256 143V142H254ZM264 143V142H263ZM15 144V143H13ZM12 144V145H13ZM30 144V143H28ZM191 144V143H190ZM212 144V143H211ZM214 144V143H213ZM219 144V143H217ZM221 144V142H220ZM225 142L222 143L218 149L221 150V148H223ZM252 144V143H251ZM262 144V143H260ZM1 145V144H0ZM2 145V146H3ZM17 144V146H20ZM22 145V146H23ZM31 145V144H30ZM33 145V144H32ZM30 146L31 148L33 146ZM39 145V144H38ZM37 145V147H38ZM45 145V144H44ZM193 145V144H192ZM199 145V144H198ZM201 145V142H200ZM206 145H209L208 142ZM205 145V146H206ZM256 145V144H255ZM259 145V144H258ZM257 148L254 149L253 147V152L249 155V157H251V159H255V164L252 171L249 173H246V175L241 179L240 177V181L239 183L237 182V185L235 187V189L233 188L232 190H227L225 188V186L222 188L221 186V190L220 193L218 191V195L221 200L223 201L224 198H228V202L231 203V206L237 207L239 209V207H243L242 210L245 211L246 215H244V225L243 227H245V229L247 230L244 237H242L241 239H237L235 236V243L237 248L239 249L238 251L241 252H246L248 250H250L251 247H255L257 248V250L259 249L260 252L263 254L264 257V182H263V178H264V145L262 144V146L260 145ZM2 146L0 147V150L2 148ZM15 146V145H14ZM29 146V145H28ZM191 146V145H190ZM189 146V147H190ZM213 147L215 146L212 145ZM218 146V145H217ZM216 146V148H217ZM228 146V144L226 145ZM245 146V145H244ZM250 146V145H249ZM248 146V147H249ZM253 146V145H251ZM8 147V146H7ZM6 147V148H7ZM26 147V146H25ZM29 147V148H30ZM192 147V146H191ZM199 147V146H198ZM197 147V148H198ZM201 147L203 148V146L201 145ZM208 147V146H207ZM240 147V146H239ZM243 147V146H242ZM4 148V147H3ZM14 148V147H13ZM16 148V146H15ZM21 148V147H20ZM27 148V147H26ZM40 145L38 148L35 147V149H39ZM43 148V147H42ZM73 148V147H72ZM73 148V150H75ZM173 148V146H172ZM193 148V147H192ZM194 148L195 145H194ZM12 149V148H11ZM22 149V148H21ZM19 149V150H21ZM45 149V148H44ZM151 149V150H148ZM175 149V147H174ZM186 149V148H185ZM188 149V148H187ZM211 149V148H210ZM215 149V148H214ZM241 149V148H240ZM5 150V149H4ZM8 150V149H7ZM23 150V149H22ZM25 150V149H24ZM23 150V151H24ZM31 150V149H29ZM33 150V148H32ZM43 150V149H42ZM148 150V151H147ZM176 150V149H175ZM174 150V151H175ZM180 150V149H179ZM178 150V151H179ZM182 150V149H181ZM204 150V148L202 149V151ZM228 150V148L225 150V152ZM11 151V150H10ZM151 151L153 154H148V152ZM171 151V150H170ZM184 151V150H183ZM186 151V150H185ZM184 151V152H185ZM188 151V150H187ZM193 150H190V152H192ZM195 151V149H194ZM193 151V152H194ZM212 151L209 150L207 151L208 153ZM223 151V149L221 150ZM243 151V150H242ZM251 151V149H250ZM7 152V151H6ZM25 152V151H24ZM40 152V151H39ZM47 152H48V148H47ZM50 152V151H49ZM173 152V149H172ZM171 152V153H172ZM181 152V151H180ZM189 152V153H190ZM197 152V151H195ZM194 152V153H195ZM215 152V151H213ZM4 153V152H3ZM12 153V152H11ZM19 154V152H17ZM21 153V152H20ZM37 153V152H36ZM201 153V152H200ZM205 153V152H204ZM221 153V152H220ZM227 153V152H226ZM243 153V152H242ZM250 153V152H249ZM10 154V153H9ZM22 154V153H21ZM28 154V151H27ZM31 154V153H30ZM29 154V155H30ZM33 154V153H32ZM75 154V151L74 153ZM165 154V153H163ZM184 153H182L183 155ZM193 154V153H192ZM199 155V153H197ZM208 157V154L205 153ZM7 155V154H6ZM35 155V154H34ZM33 155V156H34ZM50 155V154H49ZM172 155V154H171ZM180 154V156H182ZM223 155V152L222 154ZM243 155V154H242ZM245 156H247L246 154H244ZM25 156V155H24ZM32 156V155H31ZM184 156V155H183ZM197 156V155H196ZM210 156V155H209ZM17 157V156H16ZM19 157V156H18ZM23 157V155H22ZM40 157V154H39ZM46 157V156H45ZM162 157V156H161ZM165 157V156H164ZM211 157V156H210ZM225 157V154H224ZM12 158V157H11ZM29 158V157H28ZM34 158V157H33ZM160 158V157H159ZM166 158V157H165ZM205 159L201 154L200 156L197 157H193L192 155H190L188 158H182L185 161V159H187L186 161L189 162L190 168L189 171V178H194V176H197L196 174H194L196 171L194 169V167H196L198 164H200V161H206L203 160ZM223 158V157H222ZM5 159H7L5 157ZM45 159V158H43ZM49 159V158H48ZM51 159V158H50ZM62 159V158H61ZM60 159V160H61ZM69 159V157H68ZM71 159V156H70ZM75 159V157H74ZM80 159V158H79ZM171 159V158H170ZM208 159V158H207ZM245 159V158H244ZM12 160V159H11ZM21 160V159H20ZM24 160V158H23ZM36 160L38 161L39 159L36 158ZM42 160V159H41ZM47 160V159H46ZM46 160H42L43 162H45L46 164ZM52 160V159H51ZM77 160V159H76ZM159 160V159H158ZM211 160V159H210ZM219 160V159H218ZM249 160V159H248ZM247 160V161H248ZM251 160V161H252ZM7 161V160H6ZM10 161V159H9ZM27 161V160H26ZM40 161V160H39ZM69 161V160H68ZM151 161V160H150ZM154 161V160H153ZM152 161V162H153ZM161 161V160H160ZM159 161V162H160ZM246 161V159H245ZM250 161V162H251ZM8 162V161H7ZM14 162V159H13ZM12 162V165H13ZM16 162V161H15ZM49 162V161H48ZM54 162L52 165L49 163V165L51 166V170H52V166L54 165V170L56 168H59L60 166L58 165V162L60 164V161L57 160L56 161H51ZM70 162V161H69ZM157 162V161H156ZM167 162V161H166ZM165 162V163H166ZM181 162V161H180ZM187 162V163H188ZM20 163V162H19ZM23 163V162H22ZM68 163V162H67ZM73 163V162H72ZM78 163V161H77ZM82 163V162H81ZM177 163V162H176ZM184 163V162H183ZM202 163V162H201ZM233 163V162H232ZM247 163V162H246ZM253 163V162H252ZM8 164V163H7ZM10 164V163H9ZM15 164V163H14ZM21 164V163H20ZM26 165V163H24ZM28 164V163H27ZM30 164V163H29ZM44 164V165H45ZM75 164V163H74ZM158 164V163H157ZM163 164V163H162ZM234 164V163H233ZM34 165V164H33ZM32 165V166H33ZM36 165V164H35ZM40 165V164H39ZM47 165V164H46ZM70 165V163H69ZM68 165V166H69ZM73 165V164H72ZM151 166V164H149ZM153 165V164H152ZM196 165V166H195ZM201 165V164H200ZM204 165V164H203ZM246 165V164H245ZM252 165V166H253ZM8 166V165H7ZM18 165L16 164V167ZM20 166V165H19ZM37 166V165H36ZM57 166V167H56ZM63 166V165H62ZM75 166V165H74ZM73 166V167H74ZM77 166V165H76ZM156 166V165H155ZM168 166V165H167ZM199 166V165H198ZM231 166V165H230ZM248 166V164H247ZM23 167V166H22ZM28 167V166H26ZM39 167V166H38ZM37 167V168H38ZM47 167V166H46ZM135 167V168H136ZM154 167V166H153ZM201 168V166H199ZM235 167V166H234ZM241 167V166H240ZM246 167V166H245ZM14 168V167H13ZM29 168V167H28ZM33 168V167H32ZM43 168V169H41ZM49 168V169H50ZM77 168V167H76ZM83 168V167H82ZM81 168V169H82ZM148 168V166H147ZM144 167V169H147ZM152 168V167H151ZM231 168V167H230ZM233 168V167H232ZM248 168V167H246ZM251 168V165H250ZM249 168V169H250ZM16 168H14L15 170ZM18 172L20 170H22L21 168H18ZM25 169V167H24ZM23 169V170H24ZM27 169V168H26ZM35 169V168H34ZM40 171H43L44 173H50L52 175H54L52 173L56 171L54 170H49L48 167L45 169L44 167H40L39 168ZM62 169V168H61ZM71 169V168H70ZM84 169V170H85ZM138 169V168H137ZM136 169V170H137ZM199 169V168H198ZM196 168V170H198ZM245 169V168H244ZM13 170V169H12ZM36 170V169H35ZM141 170H143V168H141ZM162 170V169H161ZM242 170V169H241ZM246 170V169H245ZM248 170V169H247ZM246 170V172H247ZM251 170V169H250ZM17 171V170H16ZM25 171V170H24ZM23 173H27L26 171ZM33 171V169H32ZM37 171V170H36ZM39 171V170H38ZM41 171V173H42ZM58 174H59V170L57 169ZM69 171V170H68ZM71 171V170H70ZM81 171V170H80ZM83 171V170H82ZM85 171V172H86ZM139 171V170H138ZM146 171V170H145ZM166 171V170H165ZM200 171V169H199ZM234 171V170H233ZM243 171V170H242ZM122 172V171H121ZM128 172V171H126ZM142 172V171H141ZM186 172V171H185ZM187 172V173H188ZM198 172V171H197ZM202 172V171H201ZM200 172V173H201ZM13 173V172H12ZM22 173V172H21ZM40 173V172H39ZM40 173V174H41ZM72 174V172H69ZM79 173V172H77ZM82 173V172H80ZM147 173V172H146ZM233 173V172H232ZM239 172H237L238 174ZM245 172H242V175ZM34 174V172H33ZM58 174H56L55 176H57L56 178H58ZM74 174V173H73ZM130 174V172H129ZM133 174V173H132ZM180 174V171H179ZM210 174V173H209ZM234 174V173H233ZM232 174V177H233ZM236 174V173H235ZM16 175V174H15ZM20 175V173H19ZM25 175V174H24ZM30 175V174H28ZM38 175V174H36ZM45 175V174H44ZM76 175V174H74ZM83 175V173H82ZM86 175V173L84 174ZM123 175V174H122ZM141 175V174H140ZM161 175V174H160ZM193 175V177H192ZM229 175V174H228ZM227 175V176H228ZM23 176V175H22ZM26 176V175H25ZM35 177V175H33ZM47 176V175H46ZM54 176V177H55ZM70 176V175H69ZM80 176V175H79ZM120 176V174H119ZM124 176V175H123ZM137 176V175H136ZM178 176V175H177ZM202 176V175H201ZM204 176V175H203ZM209 176V175H208ZM207 176V177H208ZM225 176V175H224ZM230 176V175H229ZM236 177V175H234ZM37 177V176H36ZM53 177V176H52ZM84 177V176H83ZM82 177V178H83ZM128 177V176H127ZM176 177V176H175ZM234 177V178H235ZM32 178V176L30 177V179ZM51 178V176H50ZM55 178V179H56ZM71 178V176L69 177ZM68 178V179H69ZM85 178V177H84ZM87 178V176H86ZM88 178V179H89ZM124 178V177H123ZM157 178V177H156ZM174 178V177H173ZM186 178V177H185ZM188 178V177H187ZM209 178V177H208ZM207 178V179H208ZM228 178V177H227ZM231 178V176H230ZM33 179V178H32ZM53 179V178H51ZM53 179V180H55ZM81 179V178H80ZM159 179V178H158ZM204 179V178H202ZM216 179V177H215ZM225 179V178H224ZM223 179V180H224ZM233 179V178H232ZM236 179V178H235ZM34 180V179H33ZM78 180V179H77ZM118 180H116L118 182ZM177 180V179H176ZM210 180V179H209ZM214 180V179H213ZM229 180V179H228ZM227 180V181H228ZM16 181V180H15ZM47 181V180H46ZM73 181V179H72ZM75 181V179H74ZM73 181V182H74ZM83 180H80V182ZM87 181V180H86ZM180 181V180H179ZM208 181V180H207ZM219 181L220 180L219 178ZM226 181V179H225ZM233 181V180H232ZM236 181V180H235ZM32 182V181H31ZM50 182V181H48ZM57 182V181H56ZM77 183H79L78 181H76ZM88 182V181H87ZM173 182V179H172ZM175 183L177 181H174ZM193 182V181H192ZM230 182V181H229ZM234 182V181H233ZM51 183V182H50ZM53 183V182H52ZM170 183V182H169ZM195 183V181H194ZM216 183V182H213ZM48 184V183H47ZM55 184V183H54ZM84 184V183H83ZM81 182V185H83ZM129 184V183H128ZM190 184V183H189ZM217 184V183H216ZM221 184V183H220ZM223 184V183H222ZM88 185V184H85ZM118 185V184H117ZM116 185V187H117ZM120 185V184H119ZM171 185V184H170ZM173 185V184H172ZM175 185V184H174ZM178 185V184H177ZM182 185V184H179ZM185 185V184H184ZM193 185V184H192ZM191 186H187V187H191L190 189H192V191L197 188L195 186V188L193 189ZM207 185V184H206ZM213 185V184H212ZM226 185V183H225ZM79 186V185H78ZM114 186V185H113ZM167 186V185H166ZM183 186V185H182ZM204 186V185H202ZM215 186V185H214ZM223 186V185H222ZM230 186V184H229ZM72 187V186H71ZM84 188V186H81ZM87 187V186H86ZM85 187V188H86ZM90 188V186H88ZM107 187V186H106ZM115 187V188H116ZM156 187V186H155ZM154 187V188H155ZM179 187V186H178ZM181 187V186H180ZM213 186H211L212 188ZM216 187V186H215ZM219 187V186H218ZM217 187V189H218ZM55 188V187H54ZM80 188V186H79ZM119 188V187H118ZM117 188V189H118ZM186 188V187H185ZM199 188V187H198ZM206 188V187H205ZM53 189V188H52ZM79 189V190H81ZM107 189V188H106ZM110 189H112L110 187ZM117 189H115L114 191H118ZM180 189V188H179ZM182 189V187H181ZM187 189V188H186ZM201 189V188H199ZM210 189V188H209ZM214 189V188H212ZM216 189V190H217ZM49 190V189H48ZM84 190V189H83ZM153 190V189H152ZM156 190V189H155ZM164 190V189H163ZM166 190V189H165ZM177 188L175 186L174 191H176ZM197 190V189H195ZM194 190V191H195ZM202 190V189H201ZM208 190V189H207ZM215 190V191H216ZM78 192V189L76 190ZM75 191V192H76ZM87 191V190H84ZM109 190H107L108 192ZM111 191V190H110ZM113 191V190H112ZM111 191V194H113ZM113 191V192H114ZM159 191V189H158ZM191 191V190H190ZM191 191V192H192ZM54 194V191H52ZM58 192V191H57ZM74 192V193H75ZM88 192L90 193V191L88 190ZM107 192H103L104 195H106ZM154 192V191H153ZM180 192V191H179ZM190 192V193H191ZM199 192V191H198ZM201 192V191H200ZM203 192V191H202ZM205 192V191H204ZM211 192V191H210ZM82 193V190H81ZM84 193V192H83ZM93 193V192H92ZM109 193V192H108ZM107 193V194H108ZM185 195H183V197L185 196V198L187 199L186 196L188 197H193V196H189L186 194V190H185ZM188 193V192H187ZM196 193V191H195ZM207 193V191H206ZM212 193V192H211ZM214 193V191H213ZM217 193V192H215ZM79 194V192H78ZM85 194V193H84ZM102 194V193H101ZM194 194V193H192ZM201 194V193H200ZM77 195V194H76ZM75 195V196H76ZM91 195V194H89ZM103 195V196H104ZM114 195V194H113ZM112 195V197H113ZM145 195V194H144ZM191 195V194H190ZM197 195V194H196ZM64 196V195H62ZM80 196V195H79ZM84 197L86 195H83ZM88 196V195H87ZM86 196V197H87ZM94 198H97L96 196L92 195ZM110 196V195H109ZM116 196V194H115ZM114 196V197H115ZM209 195H207L208 197ZM216 196L218 199L219 197ZM77 197V196H76ZM82 197V195H81ZM200 197V196H199ZM204 196H202L201 198H203ZM204 197V198H207ZM213 197V196H212ZM80 198V197H79ZM89 198V197H88ZM87 198V199H88ZM184 198V199H185ZM197 198V197H196ZM210 198V197H208ZM66 199V198H65ZM71 199V198H70ZM75 199V198H74ZM82 200L85 198H81ZM93 199V198H92ZM99 199V198H98ZM183 199V198H182ZM194 199V198H193ZM255 199L256 202L254 201ZM78 200V199H77ZM91 200V199H89ZM94 200V199H93ZM93 200L91 202H93ZM97 200V199H96ZM113 199H109L106 196L103 197V206L105 207V209L107 210L106 214H104V223H112L113 224V220L112 217H114L116 215V210L119 209L117 207V209L115 208V204L112 202ZM157 200V199H156ZM220 200V199H219ZM225 200V199H224ZM64 201V200H63ZM67 201V200H66ZM115 201V200H113ZM185 201V200H184ZM187 201V202H186ZM185 202L188 203V205H186L187 207L190 204V198L188 200H186ZM196 201V199L194 200ZM198 201V200H197ZM205 201V200H204ZM209 201V200H208ZM214 201V200H213ZM221 201V202H222ZM81 201H79L80 203ZM85 200H83V207H85L84 205ZM88 202V201H87ZM86 202V203H87ZM101 202V201H100ZM201 202V201H200ZM225 202V201H223ZM227 202V203H228ZM90 203V202H88ZM86 205V207L88 204ZM96 205L98 203V200L95 202ZM95 203H92L95 204ZM181 203V202H180ZM178 203V204H180ZM184 203V202H182ZM195 203V202H194ZM197 203V202H196ZM206 203V202H205ZM218 203V202H217ZM101 204V203H100ZM99 206H102V204ZM203 204V202H202ZM222 204V203H219ZM115 205V206H114ZM182 205V204H180ZM185 205V204H184ZM198 205V204H196ZM218 205V204H217ZM224 205V204H223ZM222 205V206H223ZM227 205V204H226ZM80 206V205H79ZM95 206V205H94ZM102 206V207H103ZM120 206V205H117ZM193 206V205H192ZM195 206V205H194ZM221 206V205H220ZM82 207V206H81ZM85 207V208H86ZM91 207V206H90ZM93 207V206H92ZM91 207V208H92ZM96 208L98 206H95ZM185 206H183L184 208ZM185 207V208H187ZM191 207V206H190ZM189 207V209H190ZM197 207V206H195ZM219 207V206H218ZM84 208V209H85ZM100 208V207H99ZM174 208V207H173ZM231 207V209H233ZM64 209V208H63ZM90 209V208H89ZM94 209V207H93ZM102 210V208H100ZM176 208H174L175 210ZM182 209V208H181ZM199 210L198 208H195V210ZM230 209V210H231ZM67 210V209H66ZM69 210V209H68ZM98 210V208H97ZM104 210V209H103ZM178 210V208H177ZM185 209H183L184 212ZM202 210V209H200ZM234 210V209H233ZM231 210V211H233ZM237 210V209H235ZM241 210V209H240ZM73 211V210H72ZM82 211V210H81ZM89 212V210H87ZM91 211V210H90ZM118 211V210H117ZM186 211V210H185ZM194 211V210H192ZM192 211H191V215L192 216ZM205 211V210H204ZM214 211V210H213ZM222 211V210H221ZM219 211V213L221 212ZM226 211V210H225ZM74 212V211H73ZM98 212L101 214L102 212L105 211H100L98 210ZM187 212L190 213V211ZM203 212V211H202ZM201 212V214H202ZM68 213V211H67ZM72 213V212H70ZM69 213V214H70ZM90 213V212H89ZM87 213V214H89ZM94 213V212H93ZM92 213V214H93ZM96 213V212H95ZM96 213V214H99ZM121 213V212H120ZM195 214V211L193 212ZM212 213V212H211ZM225 213V212H224ZM236 213V212H235ZM67 214V215H69ZM103 214V213H102ZM188 214V213H185ZM195 220L196 217L199 218L198 216H194ZM197 214V213H196ZM215 214V213H214ZM234 215V212L231 213ZM239 214V213H238ZM61 215H64L63 212ZM73 215V214H72ZM95 214L92 215V217ZM218 215V214H217ZM220 215H222L220 213ZM243 215H242V219L241 221H243ZM90 216V215H88ZM118 216V215H117ZM120 216V215H119ZM185 216V215H184ZM190 216V218H191ZM200 216V215H199ZM208 216V215H207ZM224 216V215H223ZM239 216V215H238ZM66 217V216H65ZM64 217V218H65ZM68 217V216H67ZM66 217V218H67ZM71 217V215H70ZM79 217V216H78ZM100 216H98L99 218ZM187 217V216H186ZM210 217V216H209ZM222 217V216H220ZM229 217V216H227ZM73 217H71L70 220H72ZM202 218V217H200ZM208 218V217H207ZM224 218V217H223ZM234 218V217H233ZM237 218V217H236ZM68 219V220H69ZM74 219V218H73ZM115 219H117L115 217ZM184 219V217H183ZM186 219V218H185ZM219 219V217H218ZM77 220V218H76ZM102 220V219H101ZM188 220V218H187ZM192 220V219H191ZM194 220V221H195ZM221 220V219H219ZM234 220V219H233ZM73 221V220H72ZM100 221V220H98ZM180 221V220H179ZM181 221H182V217H181ZM186 221V220H185ZM206 221V220H205ZM227 221V220H225ZM239 221V219H238ZM240 221V222H241ZM118 222V221H116ZM193 222V221H192ZM196 222V221H195ZM234 222V221H233ZM100 223V222H99ZM194 223V222H193ZM197 223V222H196ZM195 223V224H196ZM204 223V222H203ZM220 223V222H219ZM235 223V222H234ZM233 223V224H234ZM242 223V222H241ZM107 224V225H108ZM115 224V223H114ZM222 224V223H221ZM243 224V223H242ZM99 225V224H98ZM106 225V226H107ZM117 226V224H115ZM114 225V228H115ZM198 225V223H197ZM202 225V224H200ZM80 226V225H79ZM111 227V226H109ZM238 227V225H237ZM242 227V228H243ZM236 231H238V228L236 229ZM107 229V228H106ZM113 229V228H112ZM240 229V228H239ZM223 230V229H222ZM231 230V229H230ZM228 229V231H230ZM225 231V230H224ZM222 231V235L225 236L224 232ZM234 231V230H233ZM242 231V230H241ZM224 232V233H223ZM240 232V231H239ZM94 233V232H93ZM107 233V231H106ZM232 233V231H231ZM236 234L237 233H233ZM232 234V235H233ZM240 234V233H239ZM231 235V234H230ZM220 236V235H219ZM223 236V237H224ZM241 236V235H240ZM239 236V238H240ZM221 237V236H220ZM227 237V236H226ZM225 237V238H226ZM232 237V236H230ZM125 238V237H124ZM229 238V236H228ZM114 240V239H113ZM233 240V238L231 239ZM230 240V241H231ZM96 243V242H95ZM106 243V242H105ZM128 243V241H127ZM232 243V245L234 246V244ZM102 244V243H101ZM100 244V246H101ZM108 245V244H107ZM111 247V246H109ZM113 247V244H112ZM116 247V246H115ZM126 247V246H125ZM124 247V248H125ZM133 247V246H132ZM131 247V248H132ZM122 248V247H121ZM123 248V249H124ZM237 248H233V249H237ZM252 248V249H253ZM108 249V247H107ZM129 249V248H128ZM119 250V249H117ZM127 250V247H126ZM133 250V249H132ZM132 250H127V251H132ZM137 250V248H136ZM154 250H158V249H154ZM153 250V252H154ZM256 250V249H255ZM256 250V251H257ZM237 251V250H236ZM253 251V250H252ZM255 254L258 253L259 251L256 252ZM95 252V251H94ZM118 252V251H117ZM125 252V251H124ZM127 252V257L129 256ZM135 251H133L134 253ZM139 252V251H137ZM136 252V253H137ZM141 252V251H140ZM152 252V253H153ZM239 252V253H241ZM254 252V251H253ZM252 252V253H253ZM119 253V252H118ZM126 253V252H125ZM158 253L160 254L159 250ZM157 253V254H158ZM251 253V254H252ZM260 253V254H261ZM69 254V253H68ZM101 254V253H100ZM103 254V253H102ZM117 254V253H115ZM249 253H244V255H248ZM250 254V256H251ZM259 254V253H258ZM98 255V254H97ZM114 255V254H111ZM121 255V254H120ZM126 255V254H125ZM131 255V254H130ZM133 255H137V254H133ZM142 255V254H141ZM156 255V253H155ZM163 254L159 255L162 257ZM167 255V253H166ZM165 255V256H166ZM106 256V255H105ZM119 256V255H116ZM123 256V255H121ZM146 256V254H145ZM171 256V254H170ZM262 256V255H261ZM79 257V256H78ZM83 257V256H82ZM99 257V256H98ZM139 257V256H138ZM172 257V256H171ZM243 257V255H242ZM248 257V256H247ZM123 258V257H122ZM164 258V255H163ZM90 259V258H89ZM107 259V258H106ZM113 259V258H112ZM165 259V258H164ZM169 259V258H168ZM73 260V258H72ZM111 260V259H110ZM128 260V259H127ZM146 260V259H145ZM85 261V260H84ZM164 261V260H163ZM167 261V259H166ZM73 262V261H71ZM83 262V261H82ZM170 262V261H167ZM166 262V264H168ZM115 263V262H114ZM119 263V262H118ZM123 263V262H122ZM121 263V264H122ZM126 264V262H124ZM144 263V262H143ZM172 263V262H171ZM129 264V263H127ZM132 264V263H131ZM141 264V262H140ZM148 264V262H147ZM151 264V263H150ZM153 264V263H152ZM157 264V263H155Z\"/></svg>", "mask_w": 264, "mask_h": 264}]
</instances>
